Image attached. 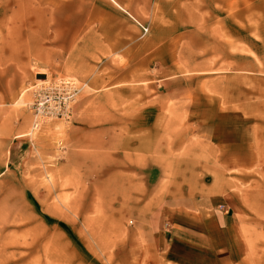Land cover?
Returning <instances> with one entry per match:
<instances>
[{"label":"rangeland","instance_id":"obj_1","mask_svg":"<svg viewBox=\"0 0 264 264\" xmlns=\"http://www.w3.org/2000/svg\"><path fill=\"white\" fill-rule=\"evenodd\" d=\"M120 2L0 0V264L210 263L177 233L234 207L264 264V0Z\"/></svg>","mask_w":264,"mask_h":264},{"label":"crops","instance_id":"obj_2","mask_svg":"<svg viewBox=\"0 0 264 264\" xmlns=\"http://www.w3.org/2000/svg\"><path fill=\"white\" fill-rule=\"evenodd\" d=\"M117 1L121 5V0ZM125 20L128 22L127 18H125ZM128 25L133 31L137 30V27L134 23L128 22ZM119 49V47L112 48V50ZM225 148H231V153L234 154V149L237 147L231 146ZM235 153L237 157V151H235ZM241 212V208L234 207L231 212L220 213V215H218L217 219L214 221V226L210 228L208 225H206V229H208L210 236L205 234L207 232L206 230L203 234L204 237L199 238L194 237L193 235L196 234H192V231L190 230H183V232L180 231L177 234L179 235L181 233L183 235L182 237L186 238L188 241H193L198 243L197 245H199V247L204 246L205 249H208L210 255L209 258L211 261L210 263L212 264H241L244 262L243 257L247 255L248 252H250V249L245 243L243 239L244 237L240 231L242 227ZM260 226L264 232V220ZM220 230L224 231L225 234L221 233ZM200 256H203L200 260V264H210L207 261L208 254L206 252H204V255L200 253Z\"/></svg>","mask_w":264,"mask_h":264},{"label":"built area","instance_id":"obj_3","mask_svg":"<svg viewBox=\"0 0 264 264\" xmlns=\"http://www.w3.org/2000/svg\"><path fill=\"white\" fill-rule=\"evenodd\" d=\"M80 91L78 83L70 78L45 81L36 86L32 105L36 117L35 127L40 128L46 121L54 119L70 121L73 104Z\"/></svg>","mask_w":264,"mask_h":264},{"label":"bare ground","instance_id":"obj_4","mask_svg":"<svg viewBox=\"0 0 264 264\" xmlns=\"http://www.w3.org/2000/svg\"><path fill=\"white\" fill-rule=\"evenodd\" d=\"M42 112H43V110H42ZM23 137H25V135H19V136H17V138H23Z\"/></svg>","mask_w":264,"mask_h":264}]
</instances>
